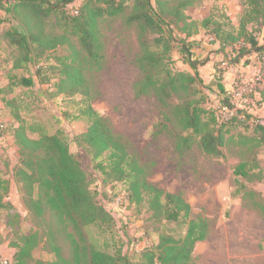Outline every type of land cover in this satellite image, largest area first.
I'll use <instances>...</instances> for the list:
<instances>
[{
  "label": "rangeland",
  "instance_id": "1",
  "mask_svg": "<svg viewBox=\"0 0 264 264\" xmlns=\"http://www.w3.org/2000/svg\"><path fill=\"white\" fill-rule=\"evenodd\" d=\"M83 1L74 0L33 27L32 31L41 38L66 35L68 41L57 43L51 49L33 42L31 60L23 62H19L24 58L22 49L12 44L7 31L19 28L26 10L21 9L18 17H13L0 9V177L9 182L4 200L17 213L10 225L8 213L13 210L0 208V264L12 261L16 251L14 243H22L20 236L30 231H36L38 237L29 264H38L37 261L48 264L57 258L53 239L46 233L57 229L54 219L48 213L36 217L27 208L25 189L14 176L19 165V149L12 135L20 122L26 126L39 124L47 134L58 128L68 134L69 150L77 156L98 202L114 219L111 232L89 226L86 242L111 253L120 250L130 257L131 264H137L139 252L157 243L160 230L175 236L184 231V226L174 221H156L142 201L128 204L127 182L118 179L107 166L101 170L97 163L106 165V154L93 158L91 147L80 137L87 127L85 119L77 118V101L81 95L57 92L55 84L61 66L57 58L68 55L72 49L82 53L76 37L66 32L64 21ZM123 3L122 14L97 19L102 45L101 68L83 71L91 105L109 120L112 131L124 138L128 151L143 166L148 182L164 191L180 193L190 204L193 217L201 215L209 220L207 235L194 245L190 264H264V216L257 208L264 204V140L256 130V124L264 125V103L260 101V91L264 89V48L237 56V49L242 45L240 40L221 50L211 30L213 24H201L213 13V19L223 22L224 29L228 28L226 21L237 27L242 13L240 0H193L183 12L195 22L193 30L197 31L186 37L172 27L176 40L171 50L174 70L192 71L183 59L186 55L180 54V38L189 41L192 58L211 59L197 69L207 81L206 88H201L208 95L207 105L216 109L219 122L225 120L220 127L225 142L219 155L204 153L196 143L180 153L168 130H172V125L162 120L154 97H135L133 85L141 77L134 65L139 50L137 30L135 24L125 22L133 0H123ZM42 11L43 6L38 8V19ZM248 28L252 27L248 25ZM255 34L258 43L264 46V26ZM16 62L20 66H14ZM38 69L41 77L36 72ZM216 73L236 105L231 110L218 106L223 94L216 87ZM22 77L33 79V85H22ZM244 99L249 100L245 110L251 115L245 118L235 110L245 103ZM27 134L32 138L38 136L37 132L27 131ZM240 161H249V177L233 174L234 166ZM55 238L62 256L70 260V246L65 236L58 232Z\"/></svg>",
  "mask_w": 264,
  "mask_h": 264
},
{
  "label": "trees",
  "instance_id": "2",
  "mask_svg": "<svg viewBox=\"0 0 264 264\" xmlns=\"http://www.w3.org/2000/svg\"><path fill=\"white\" fill-rule=\"evenodd\" d=\"M74 0H0V9L13 17H18L21 9L24 21L19 28L7 31L12 44L18 45L24 58L19 62L31 60V43L55 47L57 43L67 42L68 37H40L33 27L40 25L42 18L57 13ZM193 0H133L131 12L125 17L127 24H135L139 50L134 57V65L141 77L133 85L136 98L151 95L156 100L162 120L172 125L168 129L180 153L196 143L206 154L219 155L224 144V135L220 127L225 120L218 121L216 109L208 106V95L202 92L206 88L197 69L205 60L191 57L189 41L178 39L180 54L186 55L184 61L192 71L174 70L171 66V50L176 40L172 27L191 36L197 30L195 22L183 12ZM99 2V4H98ZM242 13L237 27L226 21L213 19V13L201 22L202 26L212 23V33L222 50L238 41L242 45L237 49V56L261 51L264 46L257 41L256 32L264 26V0H240ZM37 18L38 8H42ZM123 0H84L80 7L66 17L65 30L74 35L81 45V50L72 49L68 55L57 58L60 63L59 80L55 84L58 93L68 96L80 94L77 101V118L87 121V127L80 137L91 147L93 158L106 154V165L97 163L101 170L106 166L117 174L118 179L127 182L125 198L128 204L144 202L156 221H174L184 226L183 233L172 235L163 230L158 232V241L142 249L137 264H190L194 245L205 239L209 220L201 215L192 216L190 204L178 192L164 191L159 186L147 181L145 170L135 156L128 151L124 138L112 131L109 120L93 108L84 70H100L102 64L101 41L97 29V19L105 16H117L124 12ZM226 19V16L224 15ZM228 20V17L227 19ZM228 22V23H227ZM248 25L252 28L249 29ZM14 66H20L18 62ZM90 68V69H84ZM217 71V70H216ZM220 71V69L218 70ZM38 76L41 77L39 73ZM216 87L223 97L218 99V106L231 110L235 108L227 90L216 73ZM43 82V81H42ZM24 86L33 85L31 78L22 77ZM260 101L264 103V89L260 91ZM238 114L250 117L244 108L235 109ZM240 118V117H239ZM165 122V124H167ZM256 130L264 140V125L256 124ZM37 132L32 138L27 134ZM185 132V134H181ZM13 138L19 149V165L14 176L21 182L25 192V204L36 216L48 213L55 221L56 230L46 233L52 237L56 259L48 264H131L130 257L120 250L108 252L98 248L92 242H86V230L95 225L103 232H111L114 219L97 200V193L91 189L86 174L76 155L69 150V136L64 129L58 128L47 134L41 125H28L20 122L13 130ZM233 174L249 177V161H240L233 168ZM9 188L7 179L0 177V208L13 210L8 213L7 223L17 216L13 205L5 201ZM257 207V204L255 203ZM264 216V204L257 207ZM61 232L70 246V260L62 256L56 245L55 237ZM37 232L30 231L20 236L22 243H14L16 251L11 262L3 264H29L31 250L37 243ZM38 264H43L37 261Z\"/></svg>",
  "mask_w": 264,
  "mask_h": 264
},
{
  "label": "crops",
  "instance_id": "3",
  "mask_svg": "<svg viewBox=\"0 0 264 264\" xmlns=\"http://www.w3.org/2000/svg\"><path fill=\"white\" fill-rule=\"evenodd\" d=\"M218 44V43H217ZM191 51V50H190ZM206 58V61L204 62V64H202V65H200V67H204V66H206L209 62H211V59H209V58H207V57H205ZM199 59V58H198ZM214 64V63H213ZM213 64H212V67H213ZM214 70V69H213ZM225 73V71L223 72V74ZM226 73H227V71H226ZM210 78H212V74H210ZM203 79V78H202ZM203 81H204V83L205 82H207L206 81V79H203ZM206 84V83H205ZM225 86V85H224Z\"/></svg>",
  "mask_w": 264,
  "mask_h": 264
},
{
  "label": "built area",
  "instance_id": "4",
  "mask_svg": "<svg viewBox=\"0 0 264 264\" xmlns=\"http://www.w3.org/2000/svg\"><path fill=\"white\" fill-rule=\"evenodd\" d=\"M250 90H251V89H250ZM244 100H245V103H244L243 105H241L240 108L247 109V107H248L247 103H249V100H247V99H244ZM231 101H232V100H231ZM232 103H233L234 106L236 107L234 101H232ZM5 262H6V261H4V263H5Z\"/></svg>",
  "mask_w": 264,
  "mask_h": 264
}]
</instances>
